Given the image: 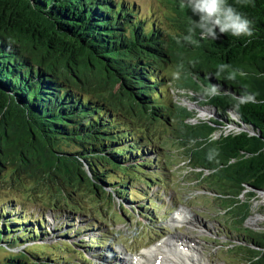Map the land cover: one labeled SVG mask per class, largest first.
I'll return each instance as SVG.
<instances>
[{
	"label": "trees",
	"instance_id": "trees-1",
	"mask_svg": "<svg viewBox=\"0 0 264 264\" xmlns=\"http://www.w3.org/2000/svg\"><path fill=\"white\" fill-rule=\"evenodd\" d=\"M30 1L33 5L0 0V91L32 120L0 97V174L13 165L32 188L56 183L69 190L89 181L98 196H115L121 207L144 201L135 211L153 214L161 210L154 199L162 201L161 192L172 190L173 180L165 150L149 126L154 123L144 120L175 119L189 167L200 171L209 184L206 191L223 205L229 226L222 233L231 241L225 248L235 263L264 264V233L246 225L254 191L264 190V0H254V6L229 0L253 21L252 37L225 34L201 40L198 47L173 38L186 34L190 18L198 19L180 7L181 0H176L175 30L128 0ZM220 64L246 75L237 71L231 81L225 72L217 81ZM180 65L188 74L183 90L200 95L202 85L219 82L237 94L246 88L258 102L229 116V96L200 95L214 112L212 119L200 120L170 94L167 71ZM154 189L159 191L152 195ZM19 193L2 199L0 191V264H71L78 254L74 249L82 248L86 254L75 261L89 264L87 253L105 250L114 237L105 222H96L79 236L73 229L70 245L54 244L66 231L50 226L66 227L68 219L84 218L90 208L79 202L63 210L54 206L49 210L60 218L50 216L49 224L43 210L35 216L31 200ZM80 237L90 244L84 247Z\"/></svg>",
	"mask_w": 264,
	"mask_h": 264
},
{
	"label": "rangeland",
	"instance_id": "rangeland-1",
	"mask_svg": "<svg viewBox=\"0 0 264 264\" xmlns=\"http://www.w3.org/2000/svg\"><path fill=\"white\" fill-rule=\"evenodd\" d=\"M128 1L139 3L143 15L150 12L153 15L157 14L158 19L163 20L168 29H176L174 25L178 5L176 0ZM175 71L180 72L179 79L173 78L172 73ZM166 77L171 81L172 90L170 94L173 96V101L178 102L179 106L187 109L195 116L197 115L200 120H210L214 117V112L204 106L205 101L200 99V95L181 88L186 84L187 72L181 70L180 67H171L168 69ZM126 102L125 99L124 103L127 104ZM144 122L146 124L154 123L149 126L152 133L156 135L157 142L165 150L164 159H166L169 167L168 180H173L172 190L167 189L161 192L162 201H157V198L154 199L159 204H164L161 210H154L153 214L142 210L135 211L136 207L146 206L147 202L144 201L140 202L138 206L124 205L121 207L120 199L115 196L111 198L103 193L98 196L89 181L77 182L69 190H63L56 183H47V185L32 188L30 181L23 174H19L17 167L13 165H10L0 174V191L6 195L2 199H7L9 195L20 194L19 192H21L24 199L31 200L28 204L30 209L36 211L35 216H39L38 210H43L49 224L53 223L50 216H55L49 209L54 206H60L62 210L74 205L75 202H79L85 208L88 206L91 213L79 220L68 219L70 227L68 225L66 227L58 226L59 230H55V226H49L52 231H66L65 236L61 234L56 236L59 239L54 242V244L61 243V246L66 247L72 242L69 238L72 236L70 233L73 229L76 236H79L78 232L83 231V228L92 225V223L96 221L105 222L113 232L112 236L118 240L111 239L105 250L87 253L86 256L90 258L89 264H131L130 259L138 256L145 257L148 253L143 256L145 251L153 247L149 251L153 252L155 245L166 241L173 242L176 246L182 244L188 246L189 244L188 248L182 250V253L189 250L190 253L187 254L189 257L193 256L196 264H240L235 263V258L225 248L227 242L231 241L228 236L222 233L223 229L226 230L224 226H229L222 208L223 205L218 203L215 194L206 191L208 182L202 180L199 171L189 167L186 162L187 147L182 146L176 139L178 133L175 130L178 121L173 119V122L167 124L149 122L145 119ZM193 123L197 124L196 120ZM229 130L238 131L235 126H230ZM219 134L217 137L220 136ZM207 175L206 172L205 176ZM157 191L159 189H154L151 194L155 195ZM34 192L38 195L36 196ZM254 192L256 197L252 200L251 217L247 220L246 225L253 230L264 233V190ZM70 197L73 199L71 200ZM231 227L233 228V226ZM61 228L62 230H60ZM82 241L85 242L83 245L85 247L90 244L91 240L80 237V243ZM80 243L79 245H81ZM31 246L36 245L32 244ZM194 246L196 253L193 252ZM190 247L193 248L190 249ZM180 248L184 247L180 246ZM74 250L78 254L75 255L74 260H70V263L78 264V261L75 260L81 254H86L85 249ZM55 254L59 255L58 252ZM67 258L70 259V256ZM147 264H152V262Z\"/></svg>",
	"mask_w": 264,
	"mask_h": 264
},
{
	"label": "clouds",
	"instance_id": "clouds-1",
	"mask_svg": "<svg viewBox=\"0 0 264 264\" xmlns=\"http://www.w3.org/2000/svg\"><path fill=\"white\" fill-rule=\"evenodd\" d=\"M235 3L240 6H247L252 4L254 6V0H235ZM181 8H188L191 10L192 17L190 23L186 29V34L176 36L173 33V38L177 44L182 42L191 46H199L201 40H218L222 35L230 34L233 37H252L253 36V21L249 20L245 15L237 10L233 4L229 3V0H181ZM197 34L199 39H197ZM251 41H249L250 43ZM180 68L183 65L179 66ZM229 64H220L214 73L217 81L223 73L227 72L225 80L235 81L238 70H230ZM239 76L246 75L243 71H238ZM174 79H179L180 72L175 71L172 73ZM208 76V80L211 78ZM202 98H215L220 95L229 96L233 101V104L228 109V115L239 112L240 107L249 103H257L256 95L249 92L246 88H242L240 94L233 92L229 88H225L222 83L212 84L207 86H201ZM264 103V101H261ZM192 144L196 141L192 140ZM211 158V157H210Z\"/></svg>",
	"mask_w": 264,
	"mask_h": 264
},
{
	"label": "bare ground",
	"instance_id": "bare-ground-1",
	"mask_svg": "<svg viewBox=\"0 0 264 264\" xmlns=\"http://www.w3.org/2000/svg\"><path fill=\"white\" fill-rule=\"evenodd\" d=\"M181 219L183 217L181 216ZM184 247V248H180ZM176 246L174 243L169 241L163 242L161 244L155 245L153 252H149L152 248L144 252L143 256L147 253V256L130 259L131 264H147L152 262V264H196L195 260L192 257H189L187 253H190L189 250H186L185 253H182V250L188 248V246L180 245ZM193 246V245H192ZM193 247H190L192 249ZM193 252L196 253V248L194 246ZM148 257V259H146ZM135 259V260H134ZM137 259V260H136ZM191 260V261H190Z\"/></svg>",
	"mask_w": 264,
	"mask_h": 264
},
{
	"label": "water",
	"instance_id": "water-1",
	"mask_svg": "<svg viewBox=\"0 0 264 264\" xmlns=\"http://www.w3.org/2000/svg\"><path fill=\"white\" fill-rule=\"evenodd\" d=\"M25 1H27L30 5H33L30 0H25ZM0 97L5 100V103L7 104V106L9 104H11L18 111L21 112V114L24 116L25 119L32 121L30 116H29V114H28V112L23 108V106L17 100H14V98H12L9 93L4 92V91H0Z\"/></svg>",
	"mask_w": 264,
	"mask_h": 264
}]
</instances>
